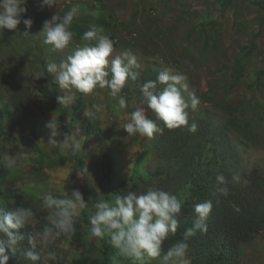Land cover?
<instances>
[{"label": "rangeland", "instance_id": "rangeland-1", "mask_svg": "<svg viewBox=\"0 0 264 264\" xmlns=\"http://www.w3.org/2000/svg\"><path fill=\"white\" fill-rule=\"evenodd\" d=\"M74 6L79 15L71 26L73 42L62 51L54 50L44 43L42 25ZM25 7L27 17L34 20L31 29L23 23L15 30L0 29V205L8 211L18 202L32 208L31 224L20 230L25 236L20 247L27 249L28 236L36 237L41 256L36 264H136L119 256L107 237H92L89 217L99 199L114 201L117 195L139 194L149 187L168 192L177 184L178 178H169L175 172L173 155L158 153L167 142L164 132L148 139L123 129L140 107L155 120L142 103L140 88L146 80H156L166 67L186 74L189 90L199 97L197 108L188 109L189 124L195 121L206 131L204 137L193 140L198 163L226 178V173L235 177L237 189L253 173L263 181L264 0H55L51 8L41 7L39 0H27ZM92 26L113 41L110 59L126 49L137 54L139 67L132 69L137 79H128L117 97L109 95L107 88H96L91 94L77 93L74 104L62 105L57 97L64 92L47 66L72 55L81 34ZM120 96L127 108L119 107ZM93 106L101 107L96 111ZM85 109L94 112L93 119L104 131L101 144L85 130ZM50 120L75 135L81 144L79 154L70 155L69 150L48 142ZM177 129V135L185 137L187 128ZM11 161L14 167L9 166ZM169 169L173 172L167 173ZM194 178L193 173L183 172L181 179L189 187ZM124 181L128 188L117 190ZM73 188L83 193L88 205L78 212L79 229L71 237L42 243L37 234L49 214L42 207L43 195L63 198L65 190L70 193ZM170 238L164 242V252L173 244ZM17 255L22 264H33L22 252ZM186 259L191 264L188 255ZM238 260L239 264H264V228L240 242ZM147 264L161 261L157 258ZM197 264L206 260L201 258Z\"/></svg>", "mask_w": 264, "mask_h": 264}, {"label": "clouds", "instance_id": "clouds-1", "mask_svg": "<svg viewBox=\"0 0 264 264\" xmlns=\"http://www.w3.org/2000/svg\"><path fill=\"white\" fill-rule=\"evenodd\" d=\"M41 7L54 6L55 0H39ZM27 0H0V29L15 30L23 23L26 29H31L34 20L27 17ZM79 9L74 6L63 16L53 15L44 21L40 33L44 43L54 50L62 51L68 48L74 38L71 30L73 21L78 18ZM27 17V18H26ZM102 30L95 26L84 31L79 39V46L72 55L59 64L52 62L47 66V72L54 78L64 94L57 100L62 105L74 104L77 93L91 94L96 88L109 89V95L117 97L122 92L128 79L136 80L138 56L131 49H126L114 58L113 41ZM27 34V33H25ZM186 74L172 68H164L156 80H146L140 88L142 103L155 115V120L149 118L143 107L131 113V119L123 129L128 135H137L153 139L162 135L165 128L172 130L186 127L190 133L198 130L195 121L189 124L191 107L195 110L200 103L195 90H189ZM162 85V89L158 88ZM187 93L191 101L185 99ZM96 111L101 106H93ZM119 107L127 108L128 104L120 96ZM85 118H93L94 112L85 109ZM160 121L161 124H158ZM47 127L51 129L49 143L58 149L69 150L70 155L81 151V144L71 132L61 130L60 123L50 120ZM15 166V161L10 162ZM81 177V173L77 172ZM233 179H236L235 177ZM228 180L223 174L216 175L215 193L228 196ZM218 202V201H217ZM83 193L78 188L71 192L65 190L63 198L45 194L42 197V207L47 209V223L42 232L38 233L44 244L61 236L71 237L76 232V218L79 210L87 208ZM94 214L89 217L90 234L94 238H108V243L119 256L132 260L136 264H147L148 260L159 258L161 264H188L187 255L190 240L197 232L206 233L207 218L213 209V201L205 200L194 205L193 213L196 220L192 227L185 229L180 239L176 240L166 252L164 242L170 235L174 236L179 227V217L182 202L175 195L164 190L149 187L145 192L128 191L125 195H117L114 201L99 199L94 204ZM31 207L17 206L9 212L0 211V264H8L10 256L22 252L27 260L36 264L41 260L36 250V237L28 236L27 249H21L20 243L25 239L21 229L29 226L34 218ZM49 259L55 261V255L49 253Z\"/></svg>", "mask_w": 264, "mask_h": 264}, {"label": "trees", "instance_id": "trees-1", "mask_svg": "<svg viewBox=\"0 0 264 264\" xmlns=\"http://www.w3.org/2000/svg\"><path fill=\"white\" fill-rule=\"evenodd\" d=\"M157 123L163 126L160 121H157ZM85 130L87 133H93L98 137L100 139L99 144H101L104 139V131L100 129L96 120L85 118ZM178 133V129L169 130L165 128L164 138L167 139V142L163 149L158 150L161 156L171 153L174 157L175 172L169 169L167 173L173 172L169 178H178V181L177 184L175 183L172 186V191L168 190V193H173L182 202L179 227L174 236L170 235V239L173 240L172 243H175L176 240L181 238L185 229L193 226L196 220L193 213L195 204L211 199L213 209L206 221L208 225L207 232L201 233L198 231L196 236L192 237L189 242L188 256L191 258V264L193 262L197 264V261L201 258L206 260V264H239L240 242L245 240L250 232L264 228V178L260 182L253 173L254 178H252L253 176L247 177L249 183L246 182L245 185H240L237 189L233 177L226 173L228 175L229 195L225 197L215 193L216 175H226L212 171L209 168L204 169L203 164L198 163L195 154L197 149L194 147L196 143L194 139L197 136L204 137L206 131L204 128H198L195 133L187 131L182 139L181 136L177 135ZM79 163L81 168L84 169L82 160L79 159ZM183 172L196 175L189 187H185L182 183ZM83 178L86 185L85 173ZM124 187L128 188L127 181L122 182L117 190H123ZM170 187V185H167V189ZM1 204L5 206L4 203ZM17 206L27 207L25 204L21 205L20 202L13 206L10 205L12 209ZM1 209L0 205V211L9 212L12 210L9 209L8 211L6 207L4 210ZM78 229L79 226L76 225V231ZM169 247L170 245L166 247V250ZM106 253L107 249H105ZM21 261L23 260L18 255L10 256L8 264H22Z\"/></svg>", "mask_w": 264, "mask_h": 264}]
</instances>
